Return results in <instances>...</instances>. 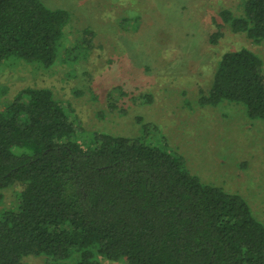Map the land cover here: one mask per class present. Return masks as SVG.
<instances>
[{
  "label": "trees",
  "instance_id": "obj_1",
  "mask_svg": "<svg viewBox=\"0 0 264 264\" xmlns=\"http://www.w3.org/2000/svg\"><path fill=\"white\" fill-rule=\"evenodd\" d=\"M218 18L264 41V0H241L240 14L222 9ZM68 23L40 0H0V64L48 70L86 56L93 34L84 30L65 48ZM221 37L217 29L208 43ZM223 102L264 125L262 61L253 52L220 57L198 105ZM70 113L49 89L32 87L0 109V205L3 191L18 188L14 205L0 209V264H264V225L244 198L191 174L181 155L147 138L152 125L135 138L87 133Z\"/></svg>",
  "mask_w": 264,
  "mask_h": 264
},
{
  "label": "rangeland",
  "instance_id": "obj_2",
  "mask_svg": "<svg viewBox=\"0 0 264 264\" xmlns=\"http://www.w3.org/2000/svg\"><path fill=\"white\" fill-rule=\"evenodd\" d=\"M40 1L67 13L64 47L85 30L93 34L90 51L48 70L20 60L1 63L0 109L24 88H46L87 133L135 138L142 124L152 125L147 138L161 139L202 182L240 195L264 225L263 123L248 119L240 105H198L224 53L253 52L264 76V41L254 44L218 18L222 9L240 14L241 0ZM217 29L222 37L210 45ZM17 190L2 192L0 209L14 205ZM22 261L44 264L42 257Z\"/></svg>",
  "mask_w": 264,
  "mask_h": 264
}]
</instances>
